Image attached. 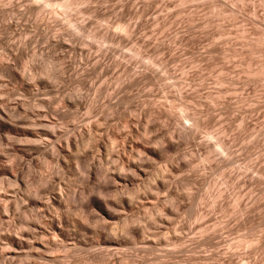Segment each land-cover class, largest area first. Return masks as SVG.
<instances>
[{"label": "rangeland", "instance_id": "374dc122", "mask_svg": "<svg viewBox=\"0 0 264 264\" xmlns=\"http://www.w3.org/2000/svg\"><path fill=\"white\" fill-rule=\"evenodd\" d=\"M0 264H264V0H0Z\"/></svg>", "mask_w": 264, "mask_h": 264}]
</instances>
